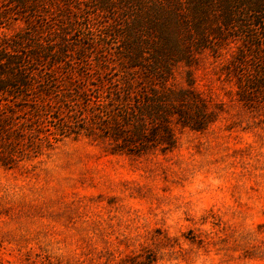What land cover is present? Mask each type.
Listing matches in <instances>:
<instances>
[{
	"label": "rangeland",
	"instance_id": "374dc122",
	"mask_svg": "<svg viewBox=\"0 0 264 264\" xmlns=\"http://www.w3.org/2000/svg\"><path fill=\"white\" fill-rule=\"evenodd\" d=\"M100 41L91 63L103 71ZM231 53L179 67L172 84L187 88L189 71L206 121L193 131L169 118L171 149L113 152L79 109L72 134L47 145L31 113L2 101L0 264H264V104L236 101L220 72Z\"/></svg>",
	"mask_w": 264,
	"mask_h": 264
},
{
	"label": "trees",
	"instance_id": "16d2710c",
	"mask_svg": "<svg viewBox=\"0 0 264 264\" xmlns=\"http://www.w3.org/2000/svg\"><path fill=\"white\" fill-rule=\"evenodd\" d=\"M13 21L23 28L0 38V103L31 113L47 145L72 134L79 109L113 152L142 154L158 139L173 148L169 118L193 131L206 121L189 71L187 88L173 86L179 67L225 48L220 72L236 101L264 104V0H5L0 28ZM100 40L103 71L91 63Z\"/></svg>",
	"mask_w": 264,
	"mask_h": 264
}]
</instances>
